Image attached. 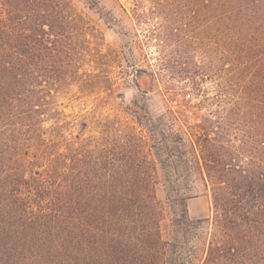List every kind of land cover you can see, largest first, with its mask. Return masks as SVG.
Wrapping results in <instances>:
<instances>
[{
	"label": "trees",
	"instance_id": "1",
	"mask_svg": "<svg viewBox=\"0 0 264 264\" xmlns=\"http://www.w3.org/2000/svg\"><path fill=\"white\" fill-rule=\"evenodd\" d=\"M51 2L1 5L0 264H264V0H194L207 5V230L189 215L196 171L165 113L134 109L147 151L101 105L65 111L95 90L51 39ZM92 124L99 135H86Z\"/></svg>",
	"mask_w": 264,
	"mask_h": 264
},
{
	"label": "rangeland",
	"instance_id": "2",
	"mask_svg": "<svg viewBox=\"0 0 264 264\" xmlns=\"http://www.w3.org/2000/svg\"><path fill=\"white\" fill-rule=\"evenodd\" d=\"M3 2L0 0V11ZM194 3L53 0L48 5L46 29L51 39L60 35L61 48L76 55L77 69L85 74L82 79L95 90L65 101L67 113L82 119L101 105L99 112L110 114L115 126H122L118 135L122 133L131 148L141 145L134 137L144 135L149 142L142 146L147 151H153V146L147 138L145 120L134 112L136 107L148 106L154 115L165 113L167 127L180 130L183 139L177 145L188 152L187 164L196 171L191 178L195 196L188 202L189 215L206 219L207 230V218L213 214L212 197L198 172L204 163L201 150L207 152V139L200 141L204 147L197 142L199 131L207 137V5ZM71 42L76 43L73 50L68 49ZM169 62L176 73L165 70ZM186 74L188 79L184 78ZM192 79L199 84H193ZM85 132L99 135L93 124ZM158 196L165 199L162 186ZM200 254L203 256L202 251Z\"/></svg>",
	"mask_w": 264,
	"mask_h": 264
}]
</instances>
